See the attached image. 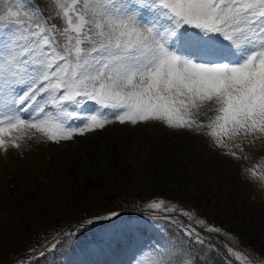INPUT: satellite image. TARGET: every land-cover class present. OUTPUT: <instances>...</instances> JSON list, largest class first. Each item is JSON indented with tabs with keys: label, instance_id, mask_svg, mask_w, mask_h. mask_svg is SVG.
<instances>
[{
	"label": "rangeland",
	"instance_id": "374dc122",
	"mask_svg": "<svg viewBox=\"0 0 264 264\" xmlns=\"http://www.w3.org/2000/svg\"><path fill=\"white\" fill-rule=\"evenodd\" d=\"M14 1L0 264L120 216L78 264H151L162 217L226 264H264V0Z\"/></svg>",
	"mask_w": 264,
	"mask_h": 264
},
{
	"label": "trees",
	"instance_id": "16d2710c",
	"mask_svg": "<svg viewBox=\"0 0 264 264\" xmlns=\"http://www.w3.org/2000/svg\"><path fill=\"white\" fill-rule=\"evenodd\" d=\"M11 11L21 12L14 0H0V25L13 19L9 17ZM54 22L51 23L52 29L59 37L58 34L62 33V31L57 32L58 27L54 25ZM126 216L131 215L127 213ZM120 217L122 218H117L114 221L98 222L78 228L77 231L79 233H77V236H84L85 239L78 241L74 239L75 245L83 248L88 242H99L101 239L109 241L112 234H107L106 230L123 219V216ZM128 219L129 217L126 218V220ZM183 222L180 225L172 219L165 217L156 218L155 223L165 233V243L162 244L160 252L151 260V264H156L158 260H160L161 264H184L185 259H188L189 264H226L223 260L224 258H220L208 242L188 233L185 228L186 222ZM126 224L128 223L121 224L117 228ZM74 226L76 227V225ZM185 240H188V244L185 243ZM75 245L67 240L65 236L61 237L49 249L32 256L27 264H78L76 261L77 255H75L77 253L74 250ZM209 247L211 248L209 249Z\"/></svg>",
	"mask_w": 264,
	"mask_h": 264
}]
</instances>
